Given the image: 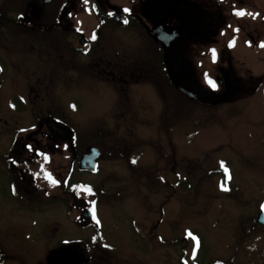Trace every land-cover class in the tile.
Returning <instances> with one entry per match:
<instances>
[{
	"label": "flooded vegetation",
	"instance_id": "obj_1",
	"mask_svg": "<svg viewBox=\"0 0 264 264\" xmlns=\"http://www.w3.org/2000/svg\"><path fill=\"white\" fill-rule=\"evenodd\" d=\"M53 1L42 0L44 5ZM27 4L23 11L0 6V187L2 179L8 181V194L0 200V264H162L163 245L174 252V264H179L178 235L167 242L160 220L154 225H147L151 220L143 222L140 228L132 218L131 232L127 222L125 232L115 239L100 234V209L107 206L100 202L101 193L109 195L108 191L94 183L74 181L72 176L97 178L104 161L123 158L108 153L102 144L82 152L75 126L67 122L64 113L68 99H63V94L80 91L84 63L93 76L114 90L135 77L136 82H153L165 75L180 93L165 70L163 48L149 31L162 35L163 25L176 28L183 23L182 16L190 32L198 34L185 44L193 74L187 79L179 72L178 78L210 96L208 103L201 104L182 93L190 104L219 106L240 93L247 96L249 91L264 90V0H59V7L44 9L39 20L34 13L42 10L35 9L34 0ZM240 11L245 15H238ZM84 12L94 23L91 28L83 24ZM234 46L252 50L256 64L263 69L247 85L238 77L228 54ZM198 47L204 49L198 52ZM131 49H142L145 57L153 53L154 61L148 60L152 72L144 77L131 72ZM240 59L238 71L253 76L251 69L245 68L251 63ZM146 61L138 58L137 64ZM228 75L236 79L233 85L238 91L232 97H226ZM36 81L42 87L38 91L52 94L56 106L33 105L32 96L39 97ZM68 83L72 89L67 88ZM157 87H148L149 105L163 97ZM107 91L113 102L115 92ZM170 99L171 105H176L174 94ZM69 104L77 107L73 100ZM89 147L99 154L95 172L80 169ZM73 187L77 190L74 194ZM262 209L255 218L260 229H264L258 224ZM42 212L48 215L40 219ZM9 230L13 233L10 239ZM38 244L43 259L34 261L28 257ZM188 252L191 254L189 248ZM181 263L186 264L185 258Z\"/></svg>",
	"mask_w": 264,
	"mask_h": 264
},
{
	"label": "rangeland",
	"instance_id": "obj_2",
	"mask_svg": "<svg viewBox=\"0 0 264 264\" xmlns=\"http://www.w3.org/2000/svg\"><path fill=\"white\" fill-rule=\"evenodd\" d=\"M34 1L35 9L42 10L34 13L35 20L42 18L44 9L59 7V0L46 5L42 0ZM27 3L28 0H0V6L10 5L19 11L25 10ZM82 15L84 26L91 28L94 23L88 13ZM236 47L228 54L238 77L247 85L263 69L260 63L256 64L252 50ZM203 49L198 47V52ZM142 51L131 49L130 69L144 77L152 72L148 60H154L153 53L147 58ZM138 58L147 61L137 64ZM240 58L251 63L245 68L251 69L253 76L238 71ZM85 66L86 63L80 91L68 90L63 94V99H68L64 109L67 122L75 126L82 152L88 146L102 144L109 149L108 153L123 158L104 161L97 178L72 176L74 181L94 183L108 191L109 195L101 193L105 198L100 202L107 206L100 209V234L115 239L125 232L127 222L131 232L132 218L140 228L144 227L143 222L151 220L147 225H154L160 220L167 242L178 235L179 264L184 258L186 264H264V229L255 221L264 205V90L252 94L249 91L247 96L240 93L233 101L219 106L193 105L165 75L153 82H136L135 77L128 85L121 83L114 90ZM37 84L34 88L38 91L42 87ZM148 87H157L163 94L157 104L146 103ZM67 88L72 89L73 85L68 83ZM108 89L115 92L113 102ZM38 93L39 97L32 96L35 107L58 104L52 94ZM171 93L177 100L174 107ZM70 100L76 109L69 104ZM222 184L229 190H222ZM7 188L8 181L2 179L0 200L7 196ZM76 192L73 187L71 193ZM47 215L42 212L39 217ZM12 235L9 230L8 238ZM39 247L40 244L28 258L42 260ZM162 247V264H174V252L166 245Z\"/></svg>",
	"mask_w": 264,
	"mask_h": 264
},
{
	"label": "water",
	"instance_id": "obj_3",
	"mask_svg": "<svg viewBox=\"0 0 264 264\" xmlns=\"http://www.w3.org/2000/svg\"><path fill=\"white\" fill-rule=\"evenodd\" d=\"M45 3L49 0H44ZM183 23L173 29L164 27L162 35H158V31H149L150 36L157 41L164 50V67L168 74L171 83L182 93L196 100L201 104H206L210 100V96L205 91L200 90L198 86L195 88L190 87L186 83H182L178 78V73L182 72L187 79L193 74V69L190 61L185 55V44L192 36H197L198 33L190 32L187 19L182 16ZM164 24V22H163ZM194 33V34H193ZM226 84V97H232L237 93V87L233 84L236 79L234 76H227L225 78ZM98 151L94 147H89L87 153L84 154L80 161V169L90 172L96 171ZM224 172V171H223ZM258 223L264 226V211L258 217Z\"/></svg>",
	"mask_w": 264,
	"mask_h": 264
},
{
	"label": "snow or ice",
	"instance_id": "obj_4",
	"mask_svg": "<svg viewBox=\"0 0 264 264\" xmlns=\"http://www.w3.org/2000/svg\"><path fill=\"white\" fill-rule=\"evenodd\" d=\"M127 11V10H126ZM238 15H245V13L243 12V11H240V12H238L237 13ZM96 38V36H95V33L92 35V37H91V39H95ZM262 46H264V45H262ZM210 84L212 83L211 81L209 82ZM215 85L213 84V87H214ZM133 163H135V161H133ZM222 167H223V164L221 165ZM224 171H225V174L227 175V173H228V170H227V168H224ZM230 178V177H229ZM53 183H55V181H53ZM221 187H222V190H224V191H228L229 189L226 187V185H224V184H222L221 185ZM88 191H89V193L91 192V190L90 189H88ZM262 208H264V205H262ZM194 238V237H193ZM195 239V238H194Z\"/></svg>",
	"mask_w": 264,
	"mask_h": 264
}]
</instances>
